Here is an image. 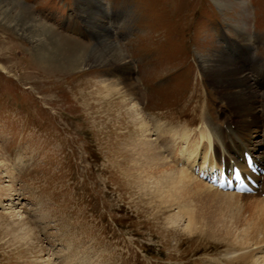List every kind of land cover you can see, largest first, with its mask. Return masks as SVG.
I'll list each match as a JSON object with an SVG mask.
<instances>
[{
    "label": "rangeland",
    "instance_id": "374dc122",
    "mask_svg": "<svg viewBox=\"0 0 264 264\" xmlns=\"http://www.w3.org/2000/svg\"><path fill=\"white\" fill-rule=\"evenodd\" d=\"M220 57L264 63V0H0V264H231L216 224L249 199L164 202L129 107L246 129L204 75ZM126 77L132 99L106 90Z\"/></svg>",
    "mask_w": 264,
    "mask_h": 264
},
{
    "label": "bare ground",
    "instance_id": "6f19581e",
    "mask_svg": "<svg viewBox=\"0 0 264 264\" xmlns=\"http://www.w3.org/2000/svg\"><path fill=\"white\" fill-rule=\"evenodd\" d=\"M235 27L243 29L237 25ZM56 45V47L65 46L64 48L71 49L63 39L57 40ZM258 62L256 58H253L239 65L235 61L220 57L212 64L206 62L203 66L207 80L216 88V92L225 102L232 116L245 125L246 129H241L238 124L227 121L225 125H220L208 118L203 111L200 115L198 129H191L186 123L183 126H176L173 123L159 121L160 123L151 130L149 129L150 124L143 119L138 104L129 103L130 109L136 112V120L139 123L138 142L134 144L133 149L135 160L142 163L139 168L142 167L145 170V176L158 185L159 190L156 189L153 192L160 198H164V202H168L167 196L175 200H191L192 203H187L189 205L187 210H191L197 203L205 204L209 200V195L212 198L224 196L239 200L249 199L246 204L240 205L237 211L240 213V209L243 208L246 218L243 221V228H240V220L243 218H239V214L233 221L219 220L216 224L219 227L218 232L222 233L218 238H226L223 240L233 249L232 253L241 250L240 254L229 258L231 264H234V260L248 264H264V239L259 238V234L264 235V199L260 195L248 194L247 196L215 189L198 179L192 172V167L199 163L215 165L222 159L225 162L229 159H235L238 162V157L244 150L252 152L264 165V72H262L264 63L261 65ZM247 71L259 73L258 78L252 77ZM105 86L106 90L117 92L125 99L126 97L132 99L135 92L134 82L128 77L124 81L116 79ZM259 119L262 120L258 130L262 133L257 137L258 142H255L252 135L254 133L251 130L254 129V123ZM225 120L227 118H224ZM152 135L154 137L150 139ZM211 203H214V199ZM197 209L196 207L195 210ZM195 210L188 216L199 213ZM188 221L191 219L189 218ZM192 225L188 223V228ZM237 233L240 235L253 233L256 239L249 244L243 242L241 238L238 239ZM235 247L238 249H234Z\"/></svg>",
    "mask_w": 264,
    "mask_h": 264
}]
</instances>
